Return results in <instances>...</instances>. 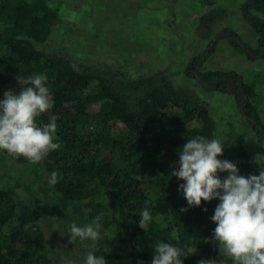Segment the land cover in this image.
Masks as SVG:
<instances>
[{"label": "trees", "instance_id": "1", "mask_svg": "<svg viewBox=\"0 0 264 264\" xmlns=\"http://www.w3.org/2000/svg\"><path fill=\"white\" fill-rule=\"evenodd\" d=\"M245 2V17L258 36L253 47L258 53L264 47V0ZM56 18L57 9L47 0H0V96L24 86L17 77L46 73L54 106L37 122L57 116L60 143L37 164L0 152L1 160L22 168L19 175L0 172V264H55L56 255L64 264L66 256L77 251L82 255L89 242L72 244L68 234L60 233L69 221L82 224L98 214L104 217V238L91 250L104 255L107 264H151L153 246L161 240L188 248L191 254L182 257L183 264H232L217 242L212 243L215 223L210 217L218 199L188 207L178 191L183 181L170 176L187 140L215 137L207 106L180 90L165 71L133 78L117 66L78 63L66 54L39 50L36 45L49 39ZM232 44L244 51L239 43ZM200 68L198 77L219 81L212 89L228 92L231 79L239 90L235 73H204ZM241 87L248 97L241 113L255 129L264 154V135L252 123L256 120L264 128L251 102L254 93ZM222 143L223 156L218 158L236 163L241 175L259 174L242 136ZM53 171L54 185L49 183ZM218 174L223 178L227 172ZM145 207L153 217L147 230L138 225Z\"/></svg>", "mask_w": 264, "mask_h": 264}, {"label": "rangeland", "instance_id": "2", "mask_svg": "<svg viewBox=\"0 0 264 264\" xmlns=\"http://www.w3.org/2000/svg\"><path fill=\"white\" fill-rule=\"evenodd\" d=\"M209 1L47 0L50 8L57 9V22L49 39L36 46L46 53L66 54L78 63L117 66L133 78L149 76L156 70L172 74V81L180 90L196 95L207 106L215 122V137L223 141L242 136L253 166L260 171V165L254 161L262 153L260 143L255 129L240 111L242 100H237L244 95L231 93V85L227 86L228 92L222 93L193 76L197 64L191 65L192 59L200 56V61L215 39L214 51L208 52L199 68L204 73H235L238 84L254 93L251 102L264 124V56L248 58L247 53L220 35L229 33L226 31L235 33L255 51L258 40L242 11L245 0ZM162 39L166 43L161 44ZM92 108L97 110L98 106ZM0 172L19 175L22 168L0 159ZM46 234L52 235V231ZM80 253L77 251L64 260L77 259ZM58 256L55 264L62 260Z\"/></svg>", "mask_w": 264, "mask_h": 264}, {"label": "clouds", "instance_id": "3", "mask_svg": "<svg viewBox=\"0 0 264 264\" xmlns=\"http://www.w3.org/2000/svg\"><path fill=\"white\" fill-rule=\"evenodd\" d=\"M244 52L253 58L261 56L250 49ZM17 79L24 86L18 92L8 90L0 96V152L37 164L60 147L56 136L58 117L50 116L48 123L37 122L41 114L53 108V94L46 73ZM224 147L217 137L190 138L179 148V159L170 176L183 181L178 184V191L182 192L188 207L218 199L210 219L215 223L212 238L222 255L232 264H264V154L254 157L260 165L259 174L245 176L239 173L236 163L218 158L223 156ZM224 172L227 175L221 178L218 173ZM56 182L57 173L53 171L49 183ZM103 219V214H98L82 224L75 220L67 223L61 236L68 234L72 244L89 243L82 255L74 260L66 258L64 264H107L104 255L91 250L104 238ZM152 220L149 209L143 208L139 213V227L147 230ZM153 248L151 264H183L182 257L191 254L187 247L166 240L157 242Z\"/></svg>", "mask_w": 264, "mask_h": 264}, {"label": "water", "instance_id": "4", "mask_svg": "<svg viewBox=\"0 0 264 264\" xmlns=\"http://www.w3.org/2000/svg\"><path fill=\"white\" fill-rule=\"evenodd\" d=\"M220 35L223 36V37H225V38H227V39H229V40L232 41V42H237V43H239V44L242 45V47L246 50L244 43L242 44L243 40H241V39H239V38L228 37L227 34H225L224 32H221ZM214 42H215V39H214L213 42L209 45L208 49H207V50L205 51V53L203 54L204 56H202L201 60H200V61L198 60V63H197V65H196V67L194 68V71H193L194 76H196L198 79H200V81H201L203 84L208 85V86H215V85H217V84L219 83V81H217V82H207V81H205V80H203V79L201 80V78L197 76V70H198V67H199V66L201 65V63H202L201 61H203V59L206 57V55L208 54L210 48L213 46V43H214ZM260 53H261V54H260L261 56H264V47L262 48V50H261ZM230 91H231V93L237 94V95H239V96H243V95H244V94H243L244 91H243V92L238 91V90L236 89L235 84H234L233 82H231V90H230ZM244 96H245V95H244ZM246 102H247V97L245 96L244 99H243V101H242V104H241V106H240V111H242L243 106H244V104H245ZM252 123L258 128L259 131H261V132L264 133L262 127L257 123L256 120H253ZM214 241H215V240L213 239V240H212V243H214ZM213 249H214V247H213ZM211 260H213V256H211ZM218 264H220V263H218Z\"/></svg>", "mask_w": 264, "mask_h": 264}, {"label": "flooded vegetation", "instance_id": "5", "mask_svg": "<svg viewBox=\"0 0 264 264\" xmlns=\"http://www.w3.org/2000/svg\"><path fill=\"white\" fill-rule=\"evenodd\" d=\"M245 4H246V2H245ZM247 8V4H246V7L242 10L243 12L245 11V9ZM244 15H245V13H244ZM226 32H229V34L227 33V36L228 37H232V38H234V37H237L238 38V36H234V35H232V34H230V31H226ZM257 37V40H258V36H256ZM218 39H222V38H218ZM225 39V38H224ZM229 40V39H228ZM259 53H260V51H259ZM235 83V82H234ZM235 85H236V83H235ZM238 88H239V91H241V89H242V87L241 86H238ZM243 101V100H242ZM239 102H241V100L239 101ZM239 104V103H238ZM242 104V103H241ZM241 106V105H240ZM262 127V126H261ZM262 129H263V131H264V128L262 127ZM261 132V131H260ZM263 135H264V133L263 132H261Z\"/></svg>", "mask_w": 264, "mask_h": 264}]
</instances>
